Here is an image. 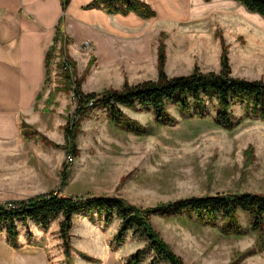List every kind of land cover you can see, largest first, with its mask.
<instances>
[{"label": "rangeland", "instance_id": "374dc122", "mask_svg": "<svg viewBox=\"0 0 264 264\" xmlns=\"http://www.w3.org/2000/svg\"><path fill=\"white\" fill-rule=\"evenodd\" d=\"M167 1L178 15L167 13L174 17L163 18L166 15L160 13L158 2L157 14L145 1L154 11L149 36L154 54L145 62L139 63L135 57L134 52L141 48L138 45L127 44L120 58L106 61L97 54L92 40L76 42L62 31L49 81L34 109L32 130L66 144L63 126L77 119V114L72 90L64 86L61 72L70 75V86L79 80L83 92L155 80L160 45L164 46V71L169 77L188 74L195 66L203 72H218L225 46L233 76L264 80V38L255 41L249 23L252 16L244 17V10L227 0H181L183 6ZM74 32L81 35L77 29ZM86 40L87 47L82 45ZM63 55L70 68L63 67ZM57 88L51 111H44L49 91ZM121 108L149 133L138 136L121 130L104 109L95 108L78 121L77 156L31 138L22 154L1 157L0 203L52 191L73 198L117 197L143 209L189 196L264 194V121L258 117H246L232 130H225L213 122L212 102L203 117H182L177 106L168 102L167 109L176 117L172 125L158 123L151 110ZM233 113L241 116L242 105L237 103ZM68 156L73 157L71 162ZM60 220L59 215L46 228L31 220H16L17 247L6 242L2 228L0 264H124L147 244L132 231L116 243L118 219L104 224L96 215L90 219L81 211L72 220L70 258L66 259ZM239 220L240 234H224L219 223L202 224L185 213L150 215L153 228L185 264H264V243L251 230L246 214L240 212ZM151 258L147 253L140 264H148Z\"/></svg>", "mask_w": 264, "mask_h": 264}, {"label": "trees", "instance_id": "16d2710c", "mask_svg": "<svg viewBox=\"0 0 264 264\" xmlns=\"http://www.w3.org/2000/svg\"><path fill=\"white\" fill-rule=\"evenodd\" d=\"M233 1L264 18V0ZM69 2L70 0H60L63 9ZM87 7L102 9L108 14L126 15L133 12L144 19L154 16L153 9L143 0H93ZM61 24L60 19L52 44L46 52L45 81L42 90L49 81L50 65L56 51L59 50L58 43L62 42ZM219 62L218 72H203L195 66L188 74L169 77L164 71V46L160 45L155 80H143L135 84L125 82L120 89L111 88L101 92H83L81 82L77 79L73 80L70 86V75L61 72L64 86L72 90L77 114V119H71L63 126L66 144L53 142L39 131L32 130L31 125L25 121L20 122L21 135L26 139L41 141L45 145L62 147L68 154L77 156L75 136L78 121L93 109H104L110 122L119 129L143 136L149 133V129L128 116L121 107L151 110L158 123L172 125L176 122V117L167 109L168 102L177 106L182 117L187 115L203 117L208 114L207 104L212 102L215 110L213 122L225 130H232L242 119L250 116L264 121V80L233 76L225 46H222ZM58 90L60 89L49 91L44 101V111H51L49 105ZM40 98L41 93L37 96L38 100ZM237 103L243 108V114L239 117L233 113V107ZM81 211H85L90 219L96 215L104 224L118 219L120 223L115 235L116 243L122 242L124 234L129 231L147 240L146 246L133 252L124 264H140L146 259L147 253L152 256L148 264H185L181 256L176 254L153 228L150 222L151 214L185 213L202 224L219 223L218 228L224 234H240L242 228L239 213L241 212L247 215L251 230L257 232L259 239L264 243V194L254 192L189 196L141 209L122 198L109 196L73 198L59 196L51 191L0 203V231L3 228L6 242L12 247H17L16 220L19 219L24 223L31 220L36 225L46 228L52 219L60 215L59 234L64 254L66 259H69L71 250L69 233L72 220L74 215Z\"/></svg>", "mask_w": 264, "mask_h": 264}, {"label": "crops", "instance_id": "0c3cea01", "mask_svg": "<svg viewBox=\"0 0 264 264\" xmlns=\"http://www.w3.org/2000/svg\"><path fill=\"white\" fill-rule=\"evenodd\" d=\"M92 1L70 0L63 9L60 0H0V166L1 157L22 154L29 144V139L21 135L20 122H32L37 96L44 86L46 52L60 19L62 31L76 42L92 40L97 54L106 61L120 58L127 44L141 47L134 52L139 63L154 54L149 38L152 18L142 19L133 12L108 14L88 8ZM145 1L157 14L158 2L160 13L166 15L163 18L174 17L167 13L177 14L167 0ZM172 1L183 6L181 0ZM227 2L244 10V17H253L249 21L252 34L255 41H262L264 18L236 1ZM76 29L81 31L80 36L74 32Z\"/></svg>", "mask_w": 264, "mask_h": 264}, {"label": "built area", "instance_id": "2783aa9c", "mask_svg": "<svg viewBox=\"0 0 264 264\" xmlns=\"http://www.w3.org/2000/svg\"><path fill=\"white\" fill-rule=\"evenodd\" d=\"M82 45H85L86 47L89 46V42L86 40V41H83ZM63 67L64 68H70V64L68 62V58H66L64 55H63ZM73 160V157L72 156H68V161H72Z\"/></svg>", "mask_w": 264, "mask_h": 264}]
</instances>
